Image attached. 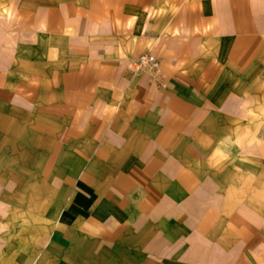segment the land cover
Masks as SVG:
<instances>
[{
	"label": "crops",
	"instance_id": "0c3cea01",
	"mask_svg": "<svg viewBox=\"0 0 264 264\" xmlns=\"http://www.w3.org/2000/svg\"><path fill=\"white\" fill-rule=\"evenodd\" d=\"M4 23L0 264H264V0H0Z\"/></svg>",
	"mask_w": 264,
	"mask_h": 264
},
{
	"label": "built area",
	"instance_id": "2783aa9c",
	"mask_svg": "<svg viewBox=\"0 0 264 264\" xmlns=\"http://www.w3.org/2000/svg\"><path fill=\"white\" fill-rule=\"evenodd\" d=\"M133 68L135 70H149L154 73L158 70V62L153 56L149 54H143L136 60Z\"/></svg>",
	"mask_w": 264,
	"mask_h": 264
},
{
	"label": "rangeland",
	"instance_id": "374dc122",
	"mask_svg": "<svg viewBox=\"0 0 264 264\" xmlns=\"http://www.w3.org/2000/svg\"><path fill=\"white\" fill-rule=\"evenodd\" d=\"M5 21V20H4ZM0 28L2 29L3 28V30H5V29H9L8 31L6 30V32H15V30H14V28H15V26H13V25H6V23H4V25H1L0 24Z\"/></svg>",
	"mask_w": 264,
	"mask_h": 264
}]
</instances>
